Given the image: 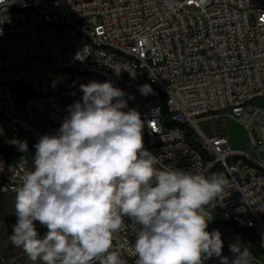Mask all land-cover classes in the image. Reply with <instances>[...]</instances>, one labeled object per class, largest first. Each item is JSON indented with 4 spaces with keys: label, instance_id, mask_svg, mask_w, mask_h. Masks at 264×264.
Wrapping results in <instances>:
<instances>
[{
    "label": "built area",
    "instance_id": "built-area-1",
    "mask_svg": "<svg viewBox=\"0 0 264 264\" xmlns=\"http://www.w3.org/2000/svg\"><path fill=\"white\" fill-rule=\"evenodd\" d=\"M118 64L128 71L117 75ZM93 80L112 81L140 113L157 167L226 177L219 220L251 233L254 264H264V0H175L174 10L164 0H0V144L34 148L56 134ZM227 117L248 152L221 133ZM22 168L0 151V195L16 194ZM125 223L114 243L134 264ZM222 256L234 259L229 247Z\"/></svg>",
    "mask_w": 264,
    "mask_h": 264
},
{
    "label": "clouds",
    "instance_id": "clouds-1",
    "mask_svg": "<svg viewBox=\"0 0 264 264\" xmlns=\"http://www.w3.org/2000/svg\"><path fill=\"white\" fill-rule=\"evenodd\" d=\"M164 2L175 9V0ZM112 68L117 75L128 71ZM80 90L82 100L68 106L56 134L39 138L31 169L19 174L12 244L33 264H128L114 243L127 217L134 264H204L213 257L229 264L221 233L207 231L208 209L224 195L226 177L157 167V156L144 147V121L128 108L125 93L112 81L93 80ZM139 91L152 89L144 84ZM11 143L28 152L26 141ZM34 222L47 228L43 237ZM229 250L231 264H254L247 247Z\"/></svg>",
    "mask_w": 264,
    "mask_h": 264
},
{
    "label": "rangeland",
    "instance_id": "rangeland-1",
    "mask_svg": "<svg viewBox=\"0 0 264 264\" xmlns=\"http://www.w3.org/2000/svg\"><path fill=\"white\" fill-rule=\"evenodd\" d=\"M262 106L264 107V104ZM202 126L199 124L200 128ZM220 130L222 134L228 137L232 150L249 151L248 139L246 138L245 132L236 121L227 117L224 124L220 126ZM256 138H259L258 134H256ZM20 140L27 142V153L19 151L17 146L13 145L10 140L4 144H0V151L10 161L21 162L31 169L32 157L35 155V150L28 139L22 138ZM22 157H24L23 162L21 161ZM15 195H0V260L5 264H33L24 251L13 245L9 239V236L13 233V225L17 222V217L14 213ZM208 210L212 212L213 219L209 222L207 231L219 230L223 241V249L229 247L231 244L239 243L242 249L243 247H247L249 251H253L255 240L251 233H244L238 229L222 225L217 216L216 209L209 208ZM34 223L40 236L43 237L47 232V228L40 225L39 222ZM36 264H41V262L37 261Z\"/></svg>",
    "mask_w": 264,
    "mask_h": 264
},
{
    "label": "trees",
    "instance_id": "trees-1",
    "mask_svg": "<svg viewBox=\"0 0 264 264\" xmlns=\"http://www.w3.org/2000/svg\"><path fill=\"white\" fill-rule=\"evenodd\" d=\"M214 208H215V207H214ZM217 216H218V214H217ZM218 218H219V216H218ZM221 224L224 225V226L231 227V228H233V229H237L236 227L231 226V225H228V224H225L224 222H221Z\"/></svg>",
    "mask_w": 264,
    "mask_h": 264
}]
</instances>
